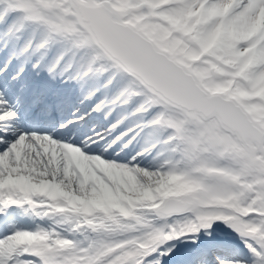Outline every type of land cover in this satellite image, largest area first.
<instances>
[{
    "label": "snow or ice",
    "instance_id": "snow-or-ice-1",
    "mask_svg": "<svg viewBox=\"0 0 264 264\" xmlns=\"http://www.w3.org/2000/svg\"><path fill=\"white\" fill-rule=\"evenodd\" d=\"M0 264H264V0H0Z\"/></svg>",
    "mask_w": 264,
    "mask_h": 264
},
{
    "label": "bare ground",
    "instance_id": "bare-ground-1",
    "mask_svg": "<svg viewBox=\"0 0 264 264\" xmlns=\"http://www.w3.org/2000/svg\"><path fill=\"white\" fill-rule=\"evenodd\" d=\"M30 69H31V67L29 66L26 69V71H25V73L28 72V74L26 76V79L28 81H37L39 83H42V84H45V85H49L48 86L49 88H52L53 87L52 90L58 91V92H60V93H62L64 95H66L70 99L69 106H71V105L76 106V107L78 106L77 107L78 110H76V111L82 110L84 107H86V105H88L90 103V102L80 103L81 98L83 96L82 94L81 95L77 94L78 88H81L80 87V84L75 83V82L63 84V83L60 82V80L53 81V80H50L48 78L47 74L44 73V72H41L39 74V76H35L34 74H32L30 72ZM75 84L77 85L78 88H77L76 91L75 90L73 91V89L75 87ZM85 94H86V92L84 93V95ZM21 107L22 106H19L16 110L20 112L21 109H22ZM84 112H86V111H83L82 113H84ZM29 113H30V110L27 109L26 112H25V114H24V116L19 120L18 127L20 128V130H22V131H28L29 130V131L40 132L38 130L41 129V127H44V128L46 127V124L44 122H42L40 119H36L35 118L33 120H30L35 115H32L28 119V114ZM64 113L65 112L57 113L58 114L57 116H62V115H64ZM87 119H88V128H89V130L99 128V127H97L96 120H99L100 119L102 121H106L107 124L109 123V121H107V120H105L103 118V115L102 114H89L88 117H87ZM110 119H115V117L113 116ZM38 120H40V121L38 122ZM23 122L26 123L27 125H31V126H34V127H32V128L26 127V126L22 125ZM101 131H103V129ZM141 144H143V140H140L138 143H135V147H133V146L130 145L129 146V149H124L122 151L118 149V151L120 152V157L123 158V159H130L131 158V155H135V152L138 151V150H140V145ZM126 153L128 155H126ZM149 162H150V157H148V158H146V159H144L142 161V163H144V164H147ZM14 219H15V221L17 223V226H19V227H21V226L24 227V224L22 223V221L24 223H26L27 225L29 224V226H28L29 228L32 227L31 222L27 218H21V217L17 216ZM205 239L207 240V237H205ZM218 240H219V242H221L222 246L215 247V250L218 252V253L216 252V255H219V256H222V257H225V258L226 257L229 258V257L234 256L237 253V251L239 249V243L237 244L238 249L234 251V248L233 247H230L227 244V242L223 241V239H221L219 237ZM223 253H226V254L223 255Z\"/></svg>",
    "mask_w": 264,
    "mask_h": 264
},
{
    "label": "rangeland",
    "instance_id": "rangeland-1",
    "mask_svg": "<svg viewBox=\"0 0 264 264\" xmlns=\"http://www.w3.org/2000/svg\"><path fill=\"white\" fill-rule=\"evenodd\" d=\"M30 72L33 74V72H32V69H30ZM27 74H28V72L27 73H25V77L27 76ZM47 77V76H46ZM69 83H72V82H69ZM76 83V82H75ZM47 86H49V85H47ZM81 87V86H80ZM77 85L75 84V87H74V89H73V91L75 90H77ZM51 89H53V87L51 88ZM86 92V90H84V89H81V88H78V90H77V94H79V95H84V93ZM69 107H71L72 109H73V111H76V110H78V108L76 107V106H73V105H71V106H69ZM22 109H21V111L19 112L18 111V113H19V120L24 116V114H25V112H26V108H24L23 106L21 107ZM88 108H89V104L88 105H86V107H84V109H82V110H79V112H83V111H87L88 110ZM31 112V111H30ZM67 111H65V113H64V115H67L68 113H66ZM56 115H58L57 113H56ZM30 116V115H29ZM114 117H115V114H114ZM94 120V119H93ZM96 122H97V127H99L100 128V130H102V129H104V127L105 126H107V123H106V121H102V120H96ZM29 226V224L27 225L26 223H25V225H24V227L25 228H29L28 227ZM21 227H23V226H21ZM215 235H216V237L217 238H221V239H223V241H225V242H227L228 240H230V244H231V247H233L234 248V251L235 250H237L238 249V246H237V244L239 243V241H238V239H237V237L229 230V229H227V228H225L224 227V225H220L219 226V228H217L216 230H215ZM207 239H210L209 237H207ZM220 244H221V242H220ZM227 244H228V242H227ZM221 246H222V244H221ZM223 248V247H222ZM225 250V249H224ZM213 252H214V254L216 255V250H215V247H213ZM218 253V252H217ZM227 258V257H226ZM230 258V257H229Z\"/></svg>",
    "mask_w": 264,
    "mask_h": 264
}]
</instances>
